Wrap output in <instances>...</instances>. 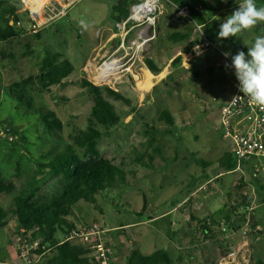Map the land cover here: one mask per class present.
Masks as SVG:
<instances>
[{"label":"rangeland","instance_id":"1","mask_svg":"<svg viewBox=\"0 0 264 264\" xmlns=\"http://www.w3.org/2000/svg\"><path fill=\"white\" fill-rule=\"evenodd\" d=\"M11 1L0 0V15ZM119 1L69 0L68 4L74 5L66 14L46 20L36 33L29 30L30 13L24 5L19 11L21 26L17 27L25 31L19 37L0 41V177L15 187L10 194H0V203L8 210L14 207V197L29 191L31 185L40 187L37 195L40 200L59 193L60 178L51 177L47 170L41 172L40 166L48 161L46 153L53 146L59 151L72 144L74 137L89 125L93 101L81 86V80L91 81V70L114 53L116 57L125 55L123 49L118 51L120 39L115 36V25L121 20H116L119 14L113 8ZM206 1L209 11L204 13L211 26L207 31L217 37L220 24L239 5L236 0ZM256 4L264 6V0H256ZM163 6L155 29L137 26L126 39L129 55L124 62L131 59L124 68L131 67L132 74L126 73L105 85L130 102L109 98L120 115V122L109 129L98 126L102 133L98 141L100 155L121 168L125 180L100 192L96 205L80 201L68 219L79 227L100 223L108 229L116 264H128L133 249L144 255L166 250L175 264H264V233L259 237L251 215L249 219L244 216L249 211L241 204L250 203L251 207V203L261 201L256 179L262 181V167L254 176L257 159L252 166L244 163L240 169L231 171L218 162L224 153L232 150L230 138L224 136L220 115L221 104L229 91L220 89L225 84H218L219 77H222L220 82L227 84L234 81L229 68H225L226 59L208 49L205 62L192 65L184 73L177 65L171 71V78L144 88L146 83L141 80L140 68L146 57H153L156 46L165 48L166 55H161L165 63L175 54L173 47L178 44L168 40L170 34L182 31L190 37L192 45L198 40L194 23L178 14L176 7L181 4L164 0ZM0 26H4L2 21ZM260 35H264V22L239 37H230L231 42L223 41L222 45L229 47L223 49L247 54V45L251 46ZM151 36H154L152 40L140 46ZM134 39L138 45L129 50ZM47 51L59 52L61 60L70 61L74 67L63 85L42 90L35 80L29 87L35 100L45 104L62 121L63 128L57 133L49 132L36 112L9 95L14 82L39 74L41 59ZM219 58L224 61L220 67L222 76H218V68L214 70ZM54 92L66 103H53L49 95ZM164 110L172 115L173 124L160 119ZM13 130L18 133L14 134ZM78 154L84 156V150H78ZM219 173L222 175L215 178ZM212 215L220 219L231 215L236 230L227 228L222 220L220 227H215L216 236L206 239L199 222L191 216L202 221ZM154 217H157L155 221L150 220ZM168 230L173 233L171 237ZM21 238L16 217L11 214L6 224L0 226V264H21L18 251ZM37 241L31 238L33 244ZM233 249H240L238 256L227 263V255ZM36 251L31 253L34 264H45L55 254L54 249L41 254Z\"/></svg>","mask_w":264,"mask_h":264},{"label":"trees","instance_id":"2","mask_svg":"<svg viewBox=\"0 0 264 264\" xmlns=\"http://www.w3.org/2000/svg\"><path fill=\"white\" fill-rule=\"evenodd\" d=\"M134 1L120 0L118 2L113 8L119 14L116 20H123L128 17L129 8ZM173 1L181 5H187L194 23L204 25L209 39L217 41L224 49L228 50V45H222V43L223 41L231 42V39L218 41L213 33L207 31V29H211V26L204 13L209 11L206 0ZM22 6H24L23 3L12 0L2 10L0 21L4 23V26H0V41H8L19 37L25 31V28L17 27V22L21 21L19 11ZM10 22H13V24ZM187 37V34L175 32L168 36V40L173 43H180ZM61 57L62 55L59 52L47 51L41 59L40 72L36 77L29 76L16 81L9 88V95L20 105L36 112L44 127L51 133L61 131L63 123L54 111L49 110L42 102L35 100L32 89H29V87L34 84L35 80L42 90H49L54 85H63L64 80L70 76L74 67L70 61L61 60ZM180 61L181 58L176 57L172 61L171 67L179 64ZM144 63L153 74L161 72V68L152 59L146 57ZM80 84L86 88L93 101L88 118L89 125L86 130L80 131L74 137L72 144H66L59 151L53 146L46 153L48 161L40 166L41 172L47 170L51 177L60 178L61 188L59 193L49 199L40 200L37 198L40 187L31 185L29 191L14 197V207L11 210L0 203V226H4L8 217L13 214L16 217L19 230H24L25 233L31 231L32 237L39 239L40 246L36 251L37 254H41L48 249L55 250L53 257L45 264H90L88 259L84 257L86 251L82 246L63 241L64 236L76 228V225L68 219V216L73 214L76 205L80 201L96 205L98 202L97 195L100 192L115 187L118 181L125 180V172L121 168L111 160L101 157L98 141L102 133L98 126L109 129L120 122V115L109 101V98L123 101L126 104L130 102L121 93L108 86L100 87L87 79L81 80ZM160 119L165 120L168 124L174 123L172 115L167 110L161 113ZM13 133L18 132L13 130ZM78 150H84V156L81 157ZM218 162L226 171L236 168V161L232 152L224 153ZM199 164L207 165V163L201 161H199ZM256 181H259V179H256ZM14 188L12 183L6 184L3 178L0 177V194H10L14 191ZM241 204L248 212L250 203ZM191 219L199 222L206 239L216 236L215 227H220L222 220L226 222L227 228L231 229L234 226L231 215L223 219L216 218L213 215L202 221L193 216H191ZM232 229L236 230L235 227ZM167 235L171 237L173 233L168 230ZM128 261V264H175L166 250H156L151 254L144 255L139 250L133 249Z\"/></svg>","mask_w":264,"mask_h":264},{"label":"built area","instance_id":"3","mask_svg":"<svg viewBox=\"0 0 264 264\" xmlns=\"http://www.w3.org/2000/svg\"><path fill=\"white\" fill-rule=\"evenodd\" d=\"M26 7V10L30 13L31 23L29 24V30L36 33L46 20H52L53 17L61 15L60 9L57 8V3L54 0H48L41 8V11H33L25 0H22ZM164 0H135L131 5L130 13L126 19H123L116 23L115 27L117 32L115 36L120 39V46L118 51L123 49L125 55L116 57L114 53L110 58L105 59L98 67H94L91 70V82L95 85H109L113 81L121 79L126 73H131L129 68H124L125 64L129 63V59L126 62L124 60L129 55L128 49L125 47L126 39L131 31L140 25H144L148 30L155 29L158 17L163 13ZM62 9V6L60 7ZM178 14L189 21L193 22L191 11L187 5L177 6ZM45 18L44 22H40L37 19L38 14ZM200 37V44L195 48L196 52L206 51L212 49L222 54L225 52L223 47L214 40L209 39L204 25L195 24ZM17 26H21V22H17ZM154 36L148 37L142 41L140 46H144L148 41L152 40ZM135 45H138V41L134 39L131 41L129 50ZM139 47V46H138ZM198 50V51H197ZM232 55H235L231 53ZM224 57V56H223ZM112 58V59H111ZM225 58V57H224ZM227 64H231V57L225 58ZM112 62L118 63L117 71H110L104 69L107 64ZM235 85V91L230 98L225 101L220 107L221 124L225 130V137L230 138L232 143V154L236 161L235 170L240 169L245 162L257 159L258 166L255 167V174L259 173V167L264 161V107L252 104L249 102L247 96H243V93L239 91V82L235 77L234 69L229 68ZM234 96H243L238 101L233 102ZM249 213L246 214L249 219L250 213L253 211V206L248 209ZM225 230V229H224ZM21 243L18 251L21 258V264H34L31 259L32 250H38L40 242L37 241L34 244L31 242L32 232L27 233L24 230H20ZM109 230L106 229L100 223H93L91 225H85L83 227L76 226L69 233L64 236V242H70L74 245H80L85 249L84 257H86L90 264H116V253L109 239ZM240 249H233L227 255L228 261H234Z\"/></svg>","mask_w":264,"mask_h":264},{"label":"clouds","instance_id":"4","mask_svg":"<svg viewBox=\"0 0 264 264\" xmlns=\"http://www.w3.org/2000/svg\"><path fill=\"white\" fill-rule=\"evenodd\" d=\"M227 2V0H222ZM238 8L220 24L217 40L239 37L246 30H252L258 23L264 22V6H257L256 0H236ZM247 45V44H246ZM248 46L247 54L238 51L232 55L225 51V58L231 57V64L239 82V91L247 96L250 103L264 107V35L257 36L254 43ZM243 96H234L233 102Z\"/></svg>","mask_w":264,"mask_h":264},{"label":"crops","instance_id":"5","mask_svg":"<svg viewBox=\"0 0 264 264\" xmlns=\"http://www.w3.org/2000/svg\"><path fill=\"white\" fill-rule=\"evenodd\" d=\"M54 2L57 3L56 5H57V8L60 9V11H61V16L66 14V12L74 5L72 3L68 4L69 0H54ZM61 6H62V9L60 8ZM220 12H217V14H219ZM217 14H215V15H217ZM215 17H213L210 21H212ZM181 33L186 34V33L182 32V31H181ZM197 34H198V31H197ZM197 39H198L197 40V44H195V45H192L190 37H187L185 40H183L180 43L176 44V47H173V49H174L173 51H174L175 54L173 56H171V58H169L168 61L165 62V63L162 61V58H161L162 54L166 55V53H167L165 48L156 46V49H155L156 51L153 53V57H151V59L154 61V63L157 66H159L161 68V72H159L158 74H153L148 69L146 64L143 63V67L140 68L142 70V72H141V80H143V81L146 80L145 79V78H147V73L146 72L148 71L154 77L153 85H152V87H153V86H156V85L160 84L164 80H166L167 77L171 78V76H172L171 75V71L173 69H175L174 67L175 66L177 67V65H179L181 67V73H184L183 70H186V69L188 70V68H190L192 65H195L198 62H205L206 58H207V55L205 56L204 54H206L207 51H209V50L196 52L195 48L200 44L199 35H197ZM176 57H180L181 61H180L179 64L175 65L174 67H171V63ZM221 62L222 63L224 62L223 60H221V58H219L218 60L215 61L214 70H216L218 68V70H219L218 71L219 72L218 76L221 75V72H222L221 69H220V67L222 65ZM221 80H222V77H219L218 84L219 83H220V85L225 84V86H222L220 89L221 90H225V91H229V94H228V92H226L227 95L225 97V101H227L230 98V96L235 91L234 81L231 84L230 83L227 84L226 81L225 82H220ZM149 90L150 89H148L147 92ZM255 161H256L255 159H252V160H249V161H247L245 163H247L249 166H252V165H254ZM261 167H262L261 168L262 169V173H261L262 181H260V180L257 181L259 183L257 185V187L259 189V194L258 195H259L261 201L258 202V203H251V205L253 206V211H252L253 213L250 214L251 217H252V221H253L252 224L256 225L254 228L256 229L257 233L260 235L259 237H262V235L264 233V162H263V164H261ZM221 175H222V173H219L217 176H215V178H218ZM212 179H214V178H211V180ZM206 183H209V181H207ZM201 188H202V185L199 186L198 189L200 190ZM156 219H157V217H154L153 219H150V220H154L155 221Z\"/></svg>","mask_w":264,"mask_h":264},{"label":"bare ground","instance_id":"6","mask_svg":"<svg viewBox=\"0 0 264 264\" xmlns=\"http://www.w3.org/2000/svg\"><path fill=\"white\" fill-rule=\"evenodd\" d=\"M26 2H27V4L29 5V7L31 6L32 7V10L33 11H41V8H42V4H43V2H46V1H48V0H25ZM39 17H41V19H39ZM37 19L40 21V22H44L45 21V18L41 15V13H39L38 14V16H37ZM118 63H115V62H112V63H110V64H107L105 67L106 68H104V69H106V71L107 70H110V71H117L118 70V65H117ZM148 74H147V78H145L146 80H145V87L144 88H147V87H152V85H153V79H154V77L149 73V72H147ZM134 78H135V80H137L138 78H137V76L135 75V76H133ZM156 80V79H155Z\"/></svg>","mask_w":264,"mask_h":264},{"label":"water","instance_id":"7","mask_svg":"<svg viewBox=\"0 0 264 264\" xmlns=\"http://www.w3.org/2000/svg\"><path fill=\"white\" fill-rule=\"evenodd\" d=\"M49 98L53 103H60V104L66 103V101L57 92L51 93L49 95ZM146 206H147L146 198L144 197L143 211L146 210Z\"/></svg>","mask_w":264,"mask_h":264}]
</instances>
